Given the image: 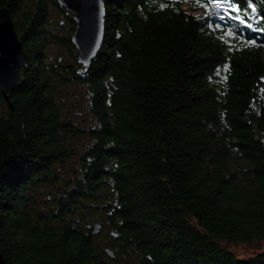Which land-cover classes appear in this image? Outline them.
<instances>
[{"label": "trees", "instance_id": "16d2710c", "mask_svg": "<svg viewBox=\"0 0 264 264\" xmlns=\"http://www.w3.org/2000/svg\"><path fill=\"white\" fill-rule=\"evenodd\" d=\"M103 3L101 48L78 72L46 53L74 55L56 0H0L27 58L13 108L0 86L5 263L264 264V246L231 250L264 245V0ZM75 87L88 125L64 116Z\"/></svg>", "mask_w": 264, "mask_h": 264}, {"label": "water", "instance_id": "95a60500", "mask_svg": "<svg viewBox=\"0 0 264 264\" xmlns=\"http://www.w3.org/2000/svg\"><path fill=\"white\" fill-rule=\"evenodd\" d=\"M71 14L74 28L70 41L77 50L78 72L85 71L101 48L104 35L105 7L103 0H56ZM27 63L22 43L14 29L10 13L6 7L0 8V86L11 108L9 97L20 84V69ZM100 223L93 224V233L99 231ZM109 255L113 251L107 249ZM0 264H6L0 254Z\"/></svg>", "mask_w": 264, "mask_h": 264}, {"label": "rangeland", "instance_id": "374dc122", "mask_svg": "<svg viewBox=\"0 0 264 264\" xmlns=\"http://www.w3.org/2000/svg\"><path fill=\"white\" fill-rule=\"evenodd\" d=\"M186 6L190 5V2L186 1ZM227 8H225L222 1L217 2L213 4V10L216 14V16H219L220 13L225 12ZM67 15H71L69 12ZM67 15H65L62 11H60L56 7L51 8V24L50 28L52 31L59 35H66L70 31V24L67 21ZM46 53L49 59H54L58 57L59 60L65 61V62H74L77 58V50L74 48L73 53L74 55L71 56V54L68 52V49L63 44H57V43H51L46 46ZM79 89H72L69 94L63 93L62 96L64 97V100L66 102L63 113L65 118L70 119L72 122H75L78 125H88L92 122V119L86 114V111L84 109L83 100L81 98V93L78 91ZM84 142L83 137H77L71 139V144L76 147H81L82 143ZM75 159H71L69 164H74ZM64 172V171H62ZM59 179L61 181V173L59 171ZM46 189V187H45ZM44 207H40L42 210H48L50 209L49 204L46 206L42 204ZM91 218L97 219L95 216H92ZM90 219V218H89ZM99 221V220H97ZM105 228L101 226L99 228V234L101 236H105L106 234ZM263 243L260 242H249V243H237L235 245L231 246V250H233L239 257H248L251 256L253 253L259 251L263 247Z\"/></svg>", "mask_w": 264, "mask_h": 264}, {"label": "snow or ice", "instance_id": "6c2138e0", "mask_svg": "<svg viewBox=\"0 0 264 264\" xmlns=\"http://www.w3.org/2000/svg\"><path fill=\"white\" fill-rule=\"evenodd\" d=\"M239 9H233V11H238Z\"/></svg>", "mask_w": 264, "mask_h": 264}]
</instances>
